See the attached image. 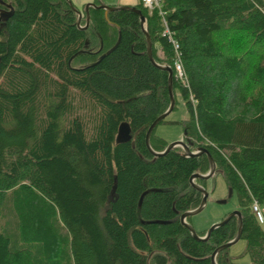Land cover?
<instances>
[{
  "label": "trees",
  "instance_id": "trees-1",
  "mask_svg": "<svg viewBox=\"0 0 264 264\" xmlns=\"http://www.w3.org/2000/svg\"><path fill=\"white\" fill-rule=\"evenodd\" d=\"M72 7L85 27L86 12L68 0H0V264H212L238 219L204 242L180 221L202 201L190 178L206 175L209 162L181 147L161 157L146 147L169 91L168 73L148 59L139 16L115 11L108 22L89 8L81 30ZM135 7L154 61L172 69L174 97L189 113L178 122L183 142L207 150L211 179L222 176L236 195L244 249L235 259L264 264V229L252 209L264 205V0L163 3L186 84L174 77L158 12ZM121 123L131 129L127 143H116ZM155 129L150 146L163 152L168 142ZM229 249L216 264H233Z\"/></svg>",
  "mask_w": 264,
  "mask_h": 264
},
{
  "label": "water",
  "instance_id": "water-1",
  "mask_svg": "<svg viewBox=\"0 0 264 264\" xmlns=\"http://www.w3.org/2000/svg\"><path fill=\"white\" fill-rule=\"evenodd\" d=\"M68 2H69V5L72 6L71 1L68 0ZM89 8H96V9L103 10L104 11V17H105L106 21H108L107 16H108V13H110V12L127 10V11H131V12L136 13L139 16L141 30H142V32H143V34L145 36L146 53H147L149 61L156 68H158L160 70H163V71H166L168 73L169 106H168L167 110L163 114H161L159 117H157L156 120L149 126V128H148V130L146 132V136H145V144H146V147H147L148 151L154 157L164 156L171 149H173L175 147H181L182 150H183V155L187 156V157H195V156H199L201 154H206V156L208 158V162H209V171H208V173L206 175H201L199 173H196V174L192 175L191 178H190L191 186L194 189L198 190L199 192H201L203 194L202 201H201V203H200V205L198 206L197 209H195L193 211L185 212L184 214H182L181 217H180V221L188 229V231L190 232V234H191L193 239H195L196 241L204 242V241L208 240V238L210 237V234L215 229H217V228L223 226L224 224H226L231 218L237 217V219H238V232L236 234V237L232 241H230V242L226 243L225 245H222L219 248H217L211 255V263L212 264H216L215 257H216V255L219 252H221L223 250H226V249L236 245L240 241V237H241V233H242V222H241V214H240V212L239 211H235V212L229 213L222 221H220L219 223L214 224L213 226H211L207 230V232L205 233V235L203 237H199L197 235L196 231L194 230V228L192 227V225H189L186 222V219L188 217H194V216L199 215L205 209V207L207 205V199H208V196H209L208 192L204 188L196 185L194 181H195V179H202V180H205V181L211 179L214 176V174L216 173V164H215V162L213 161L211 155L207 152V150L198 149V150H196L194 152H191L189 150V147L187 146V144L185 142H183V141H177V142H173V143L168 144V146L166 147V149L163 152H155L150 146V135H151L152 131L160 124V122H162L164 119H166L172 113V111L174 109V106H175V98H174L173 88H172V81H173L172 69L170 67H167V66L158 65L154 61L153 55H152V41H151L150 35H149L148 31H147L145 17L142 14L141 10L137 9L136 7H131V6L107 7V6L101 5V4H97V5L96 4H88V5H86L84 7V11L86 12V21H87V23H86L85 27H80L81 14H80L79 11H77L75 8H73L74 11L78 15L77 27L79 29H81V30H85L87 28V26H88V22H89L88 9ZM119 40H120V35H119V38H118V41H117L116 45L113 48H111L108 52H106L102 57H104L105 55H107L111 51H113L117 47V45L119 43ZM131 138H132L131 137V129H130L129 124L128 123H121L119 128H118V133H117V136H116V143H127V142L131 141ZM231 196H232V191L229 190L228 197H231ZM223 203H225V201Z\"/></svg>",
  "mask_w": 264,
  "mask_h": 264
},
{
  "label": "rangeland",
  "instance_id": "rangeland-1",
  "mask_svg": "<svg viewBox=\"0 0 264 264\" xmlns=\"http://www.w3.org/2000/svg\"><path fill=\"white\" fill-rule=\"evenodd\" d=\"M72 5L77 9H84L88 4H101L107 7H121L131 6L135 7L140 0H133L131 5H125L127 0H70ZM82 26V25H81ZM147 27V26H146ZM175 109L166 118V123L160 124L155 129V134L165 139L168 144L182 141L183 130L182 126L178 124L183 120L189 118V113L184 105L179 92L175 94ZM208 190V199L205 209L197 216L191 218V225L197 233L207 231L211 226L221 221L224 215L239 211V205L236 195L233 194L231 198L226 201L228 197V189L224 182V179L220 175H216L215 178L209 180L206 184ZM225 201V203H223ZM260 209L264 214V205H260ZM262 214V215H263ZM264 229V220L261 223ZM244 249V242H239L235 246L230 247L229 253L235 259ZM233 264H251L247 256L241 259H235Z\"/></svg>",
  "mask_w": 264,
  "mask_h": 264
},
{
  "label": "built area",
  "instance_id": "built-area-1",
  "mask_svg": "<svg viewBox=\"0 0 264 264\" xmlns=\"http://www.w3.org/2000/svg\"><path fill=\"white\" fill-rule=\"evenodd\" d=\"M165 1L166 0H140V3L149 15H151L154 11H157L158 15L161 17L163 23V30L161 32V35L162 37L166 38L171 44V47L173 48L175 54V62L173 65L174 77L177 80L181 81L183 84H186L187 81L185 72L180 61L179 44L174 39L175 37L173 36V33L169 30L167 23L164 20L165 12L162 10V6ZM252 209L259 222L262 223L264 219L257 201H253Z\"/></svg>",
  "mask_w": 264,
  "mask_h": 264
},
{
  "label": "crops",
  "instance_id": "crops-1",
  "mask_svg": "<svg viewBox=\"0 0 264 264\" xmlns=\"http://www.w3.org/2000/svg\"><path fill=\"white\" fill-rule=\"evenodd\" d=\"M133 2V0H127L126 2H124L125 5H131V3ZM263 214V213H262ZM263 217H264V214H263ZM242 242V241H240ZM239 243V242H238ZM237 243V244H238ZM235 246V245H234ZM232 256V255H231Z\"/></svg>",
  "mask_w": 264,
  "mask_h": 264
},
{
  "label": "clouds",
  "instance_id": "clouds-1",
  "mask_svg": "<svg viewBox=\"0 0 264 264\" xmlns=\"http://www.w3.org/2000/svg\"><path fill=\"white\" fill-rule=\"evenodd\" d=\"M147 26V25H146ZM259 204V203H258ZM259 207H260V205H259ZM261 210V209H260ZM261 213H262V211H261ZM263 219H264V217H263ZM240 242V241H239ZM229 249V248H228Z\"/></svg>",
  "mask_w": 264,
  "mask_h": 264
},
{
  "label": "flooded vegetation",
  "instance_id": "flooded-vegetation-1",
  "mask_svg": "<svg viewBox=\"0 0 264 264\" xmlns=\"http://www.w3.org/2000/svg\"><path fill=\"white\" fill-rule=\"evenodd\" d=\"M183 141V140H182ZM208 181V180H207ZM203 188V187H202ZM207 192H208V190L206 189V188H204ZM228 215V214H227Z\"/></svg>",
  "mask_w": 264,
  "mask_h": 264
}]
</instances>
